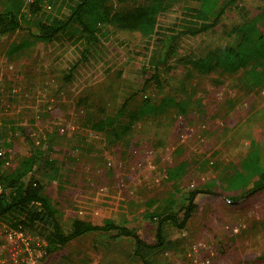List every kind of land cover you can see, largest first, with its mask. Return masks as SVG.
Listing matches in <instances>:
<instances>
[{"label":"rangeland","instance_id":"374dc122","mask_svg":"<svg viewBox=\"0 0 264 264\" xmlns=\"http://www.w3.org/2000/svg\"><path fill=\"white\" fill-rule=\"evenodd\" d=\"M146 1L111 4L115 9ZM35 2L37 12L31 6ZM186 2L168 0L150 37L103 26L90 58L80 62L67 83L64 76L79 59L80 47L66 37L47 42L35 34L39 23L67 16L72 1L0 0V10L20 6L21 22L19 29L0 37V133L8 137L0 141V171L9 174L28 150L24 136L34 146L48 135L68 138L67 145L45 149L59 168L42 164L39 173L64 230L74 216L94 224L117 217L154 244L156 220L147 212L169 206L181 213L188 192L204 188L208 193L196 195L187 226L168 229L169 241L147 253L148 264H193L196 256H210L212 264H264V189L242 196L243 189L228 188L224 181L238 170L251 143L264 144V64L235 73H202L190 65L235 44L236 28L264 13V0H236L216 27L180 36L168 65L158 67L162 85L157 86L148 82L155 72L152 60L160 40L177 28ZM257 30L264 33V27ZM18 44L25 45L12 51ZM145 98L162 103L161 111L141 116L115 143L90 128L97 119L127 123ZM167 98L180 102L183 111L164 102ZM124 100L128 104L122 108ZM176 170L177 190L169 178ZM8 228L14 227L0 221V264H12ZM113 234H84L45 255L41 264H144L133 256L131 238ZM194 247L199 248L196 256Z\"/></svg>","mask_w":264,"mask_h":264},{"label":"trees","instance_id":"16d2710c","mask_svg":"<svg viewBox=\"0 0 264 264\" xmlns=\"http://www.w3.org/2000/svg\"><path fill=\"white\" fill-rule=\"evenodd\" d=\"M71 1L72 4L69 6L67 16L62 19L54 17L47 22L39 23L35 34L37 38L47 42L66 37L80 47L79 59L69 66L64 76L67 83L74 76L80 62L90 58L92 48L99 43L100 37L104 35L103 26L114 25L119 29L136 31L143 37H150L155 33L158 16L169 5L168 0H147L143 4L120 5L114 9L111 0ZM117 1L122 4L136 0ZM235 2L236 0H187L182 6V17L179 19L177 28L172 31L173 34H168L160 40L161 45L156 58H153L151 63L155 72L148 78V82H154L157 86L162 85L158 67L168 65L169 59L176 50V40L180 36H197L216 27L226 9ZM31 6L33 11L39 10L36 2ZM19 10L20 6L17 3L7 4L3 10H0V37L6 36L21 27ZM263 18L264 13H261L245 21L236 28L238 38L235 44L216 49L204 57L192 60L190 62L191 68L202 73L218 70L235 73L252 64H264V33L257 30L260 26L264 27ZM73 28L78 29L77 33L70 32ZM24 45L18 44L12 51L16 52ZM164 102H168L177 110L183 111L180 102L168 98ZM127 104L128 100H124L121 107L123 108ZM162 106V103L157 104L149 98H145L137 110L129 113L127 123L121 125L114 121L97 119L90 123V128L96 132L107 133L110 142L115 143L130 132L134 122L139 120L141 116L157 114L161 111ZM24 138L29 148L18 157L17 166L7 175L1 174L0 171V182L3 186V192L0 195V221H7L14 228L22 226L26 231H35L41 235L46 243L47 255L84 234L112 232L114 233L113 238H131L134 242L133 256L144 264H148L147 253L164 246L169 241L168 229L182 230L187 226L197 207L195 204L196 195L208 193V190L204 188L190 190L181 213L171 212L169 206H165L161 210L147 212L150 219L156 220V241L154 244L144 241L137 232L128 227L126 220L118 221L117 217L106 219L102 224H94L89 220L74 216L68 219L64 226L66 230H64L59 218V210L49 196L45 181L39 176V173H42V164L54 169V171L59 168L46 157L45 149L64 146L68 138L48 135L41 139L38 146H34L35 144L27 136ZM7 139L8 137L0 133V141ZM263 156L264 144L262 142L251 143L250 149L238 170L225 177L226 186L243 189L242 196L254 194L264 189ZM2 161L0 157V167H2ZM178 176H180L179 170L169 173L173 187H177L176 190L178 189V182L176 181ZM1 243L0 238V245Z\"/></svg>","mask_w":264,"mask_h":264},{"label":"built area","instance_id":"2783aa9c","mask_svg":"<svg viewBox=\"0 0 264 264\" xmlns=\"http://www.w3.org/2000/svg\"><path fill=\"white\" fill-rule=\"evenodd\" d=\"M3 192V186L0 182V195ZM6 237L12 248L10 249V261L12 264H41V260L45 257V241L35 240L22 226L17 228H8ZM199 252V248L194 247L193 253ZM191 256V255H190ZM193 264H212L210 256L203 258L196 256L193 258Z\"/></svg>","mask_w":264,"mask_h":264}]
</instances>
